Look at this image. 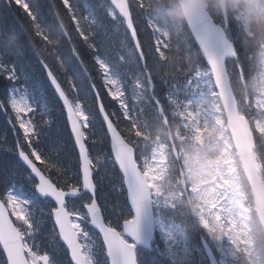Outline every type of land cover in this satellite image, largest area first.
I'll return each instance as SVG.
<instances>
[{"label": "snow or ice", "instance_id": "obj_1", "mask_svg": "<svg viewBox=\"0 0 264 264\" xmlns=\"http://www.w3.org/2000/svg\"><path fill=\"white\" fill-rule=\"evenodd\" d=\"M10 3L30 18L34 36L43 44L41 51L58 53L63 40L54 38L39 5L32 0H10ZM62 4L67 10L64 15L92 55L93 68L89 69L80 48L70 49L89 78L88 88L97 107L93 110L85 103L88 92L78 82V74L63 69L62 55L57 57L60 70L40 60L47 85L34 84L19 58L22 54L17 52L18 36L9 29H0V110L9 116V123L17 133L14 146L8 148L17 163L0 171V264H226L223 246L219 242L215 248L209 244V229L203 221L199 223L202 231L197 242L192 243L186 225L171 213L165 214L167 208H162L148 187L138 164L137 150L129 138L132 129L138 131L147 125L146 116L167 118L170 110L181 99H189L194 90L213 86L217 77L229 81L243 71L245 53L234 24L212 20L207 15L190 18L181 47L190 55L195 53L196 60L183 64L171 76L162 72L154 77L153 65L148 61L160 51L162 41L149 22L151 17L138 11L141 3L105 0L102 5L113 26L125 31V54L116 61L95 42L93 26L102 23L96 11L89 10V15L82 18L75 0H62ZM81 19L87 22V27L81 24ZM138 20L149 31V40L143 43L138 38ZM63 35L72 42L69 33ZM48 88L59 101L78 150L74 172L54 162L41 147L42 125L50 127L52 123L51 119H44L52 115ZM105 95L116 102L118 111L108 110ZM97 142H107L110 151L94 159L91 149ZM128 148H132L131 159ZM108 163L119 173L117 179L110 181L113 190L118 184L120 194L126 198L116 222L112 215L120 206L115 205L110 212L97 198ZM45 218L52 221L45 237L47 245L37 242ZM49 247L62 251L66 259L51 255Z\"/></svg>", "mask_w": 264, "mask_h": 264}, {"label": "rangeland", "instance_id": "obj_2", "mask_svg": "<svg viewBox=\"0 0 264 264\" xmlns=\"http://www.w3.org/2000/svg\"><path fill=\"white\" fill-rule=\"evenodd\" d=\"M172 22L175 23L174 20H172ZM57 62L60 64V61L58 58H57ZM198 104L199 106H204L205 97H201V100L199 101ZM203 113H204V110L202 109H200L199 111V110H193L192 108H189L188 110H186L185 113H183V118L185 119V122L187 125H190V123L192 122V125L197 127L198 124L200 123L199 117L203 116ZM161 134L163 135L162 131H161ZM150 147L152 149V152H157L158 159L152 157V160L147 163V166L153 171L154 175L157 173L164 175L165 173H164V162L163 161L165 160L164 156L167 154V152L165 148L164 139L161 137V135L155 133L153 136H151ZM196 148L198 149L199 152H210V148L206 145L196 146ZM161 152H164V153L161 154ZM182 161H183V167L185 169L184 175H185L186 183L189 185L190 192L196 195L197 198H200V191L202 190V187L200 186V180H203V176L196 177V175L194 174L195 165L194 163H192V160L188 158V156L186 157L184 155V153H182ZM202 167L203 166L201 165L200 170H202ZM153 178L156 180L157 177H153ZM207 189H209V193H212L214 191L213 188H207ZM197 200L199 201V199ZM236 217L238 218V213H236ZM206 218H207V215H206ZM239 222L241 223L240 219H239ZM252 260L253 261L255 260L254 255H252Z\"/></svg>", "mask_w": 264, "mask_h": 264}, {"label": "trees", "instance_id": "obj_3", "mask_svg": "<svg viewBox=\"0 0 264 264\" xmlns=\"http://www.w3.org/2000/svg\"><path fill=\"white\" fill-rule=\"evenodd\" d=\"M84 14H85V16H88V15H89L87 11H85ZM20 15H23V16L25 17V19H29V18L26 16V14H24V13H20ZM46 15H47V14H46ZM3 16H4L5 19H10V18L12 17L11 14H9V15L3 14ZM65 17H66V16H65ZM85 22H86V21H85ZM23 25L26 27V29H22V30H20V32L18 31V32L16 33V35L18 36L19 43L23 41V37H24V34H25V31H26V30H32V31H35V29H32V28H31V27H32V22L30 21V19H29V22H28L27 24H23ZM107 36H108L107 34H104V35L101 37L100 40L103 42V40H105V39L107 38ZM38 40H39V39H38ZM38 40H37V42L39 43L40 40H39V41H38ZM183 43H184V42H180V43H177V44H176L177 51H178V53L181 54L182 56L188 54V53L185 52V51L183 50V48L181 47V46L183 45ZM36 44H37V43H36ZM79 45H80V46H83V43H82V42H79ZM48 47H51V46H48ZM173 48H174V43H172L171 46H170L169 48L166 49L167 53H171L172 50H173ZM18 53L21 54V51H18ZM192 55L196 56L195 53H193ZM22 56H23V55H22ZM22 56L20 55L19 58H21ZM170 56H172V54H170ZM153 58H154V57H153ZM87 67L90 68L89 65H88ZM176 70H177V67H176ZM156 73H157L158 76L161 75V73H160V71H159V68L156 69ZM84 75H86V73H84ZM167 75L171 76V74H167ZM69 163H70V161H69L68 159H66V160H65V164H69Z\"/></svg>", "mask_w": 264, "mask_h": 264}, {"label": "water", "instance_id": "obj_4", "mask_svg": "<svg viewBox=\"0 0 264 264\" xmlns=\"http://www.w3.org/2000/svg\"><path fill=\"white\" fill-rule=\"evenodd\" d=\"M219 78H222V77H217V79H219Z\"/></svg>", "mask_w": 264, "mask_h": 264}]
</instances>
